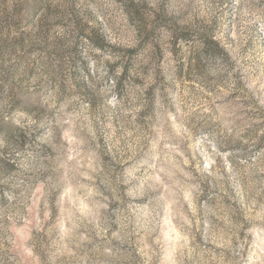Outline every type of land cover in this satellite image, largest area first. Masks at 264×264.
Here are the masks:
<instances>
[{
    "label": "rangeland",
    "instance_id": "obj_1",
    "mask_svg": "<svg viewBox=\"0 0 264 264\" xmlns=\"http://www.w3.org/2000/svg\"><path fill=\"white\" fill-rule=\"evenodd\" d=\"M261 246L264 0H0V264Z\"/></svg>",
    "mask_w": 264,
    "mask_h": 264
},
{
    "label": "clouds",
    "instance_id": "obj_2",
    "mask_svg": "<svg viewBox=\"0 0 264 264\" xmlns=\"http://www.w3.org/2000/svg\"><path fill=\"white\" fill-rule=\"evenodd\" d=\"M109 103L113 104V101H109ZM113 106H115V104H113ZM33 123H34V121H33ZM214 164H215V160L209 159L208 161H206L204 167H205V169H211V167ZM183 240H184L183 243H181L180 241L176 242V246L173 248L172 252L170 253V256L175 255L177 252H179L181 254V256L183 255V249L188 246L187 239L183 238ZM156 242L158 243L159 241L157 240ZM146 248L151 250L150 245H146ZM242 248H243V244H241V249ZM149 258H151V257H149ZM252 259L259 261L260 264H264V246L258 247V250L254 253Z\"/></svg>",
    "mask_w": 264,
    "mask_h": 264
}]
</instances>
